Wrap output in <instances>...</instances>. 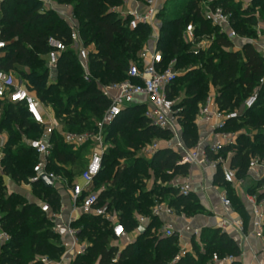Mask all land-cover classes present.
<instances>
[{
	"label": "trees",
	"instance_id": "trees-1",
	"mask_svg": "<svg viewBox=\"0 0 264 264\" xmlns=\"http://www.w3.org/2000/svg\"><path fill=\"white\" fill-rule=\"evenodd\" d=\"M55 1L71 7L78 22L83 45L93 48L88 57L91 80H84L76 54L67 49L61 54L56 64L55 82H47L50 75L44 58L49 50L47 40L49 37H55L68 44L69 29L62 17L53 10L41 9L40 3L36 0H4L0 3V38L6 43L0 56V71L7 74L12 71L17 72L26 82L25 87L35 93L39 102L50 106L56 118L62 116L64 125L72 132L78 133L90 130L92 125L88 117L84 116V109L99 120L109 105V101L96 86L95 78H98L102 84L125 79L130 60L137 61L135 56L142 48L144 40L148 38L150 27L139 24L136 28L129 29L130 18L122 19L111 10L112 7L120 5V0ZM165 3L166 0L157 13V19L161 16ZM189 6L185 20L189 17L200 20L196 1L192 0ZM210 6L211 9L220 7L224 13L229 14L230 23L238 20L236 10L240 9L239 4L231 3L229 0H218ZM183 22V18L179 17L164 19L158 29L157 48L162 52L165 62H168L166 55L168 48L172 54H177L179 51L176 41L178 35L175 33L179 31ZM245 22L251 26L254 25L251 18H247ZM213 28L217 30L214 32V41L222 56L215 63L208 58L205 62V72L209 75L211 85L216 89L215 103L221 111H233L239 102L242 101L243 104V101L252 94L253 87L257 86L258 101L253 107L244 111L248 113L264 102V59L249 42L243 43L240 50L229 49L233 46L232 40L220 33L218 27L213 26ZM201 30L202 32L207 30L205 23H202ZM241 34H243L242 31ZM181 55L182 53L178 55V61H181ZM202 55V52L197 54V56ZM261 79H263L262 82H260ZM176 81L177 79L171 86L170 98ZM206 88L207 83L202 79L190 82L187 90L195 95L192 99L185 101L188 107H183L177 113L184 124L181 138L185 147L189 149L198 143L192 105L205 95ZM2 104L9 108H19L7 116H0V133L10 122H13L16 128V132L9 135L3 147L2 175L9 176L13 181L29 184L33 190L42 192L44 203H47L52 211H58L60 197L55 189L46 187L42 181L35 183L28 181L38 161V155L30 147L29 141L38 136L30 137L26 145H20L12 151L16 134L35 130H40L42 133V128L30 119L22 106L0 100V105ZM144 111L145 108L142 105L129 106L106 127L108 142L111 141L112 147L104 153L101 171L94 180L93 189L101 190L100 203H106L108 208L117 214L125 233L138 231L137 216L146 217L148 222L141 232L138 231L132 242L119 250L109 245V238L112 240L115 238L111 227L104 219L92 214H82V217L74 221L72 226L74 227L83 218L85 222L77 228L76 237L78 239L86 237L91 242L85 251L78 254L70 264H91L92 260L97 261L98 264H208L213 255V253L209 254L211 249H215V253L219 256L233 255L235 260L230 264H241L238 260L240 248L236 240L218 227L203 228L199 234V243L195 240V236H192L191 252H184L183 256L178 252L176 234L166 237L156 232V224H159V221L151 214L154 200L151 197L168 193L171 196L168 205L173 209L185 210L188 216L189 211L198 210L201 206L192 193L180 194L170 185L162 186L158 191H155V187L141 188L144 185L137 180V175L144 171L140 166L142 160L132 157L133 153L130 149L118 147L117 138H121L128 147L135 148L138 144L137 140L145 141L151 137L163 139L170 135V131L155 127L144 115ZM256 116H247L248 118L244 119V114H239L237 118L227 121L225 130H230L235 122L238 123L243 119L248 126L264 128V110ZM254 139L256 143L251 141L247 134L241 133L236 136L233 143L219 148L221 153L225 154L229 151L233 153L230 167L235 170L237 177L245 175L252 158H258L264 165V133H257ZM50 142L52 148L47 169L65 181H67L65 175L69 176L67 182L71 185L74 180L70 176L69 168L76 161H82V157L75 145L64 141L60 131H54L51 134ZM256 148L259 151H256ZM204 152L208 160L217 155L208 147H205ZM28 154L33 161L30 167L22 169L13 161L18 156ZM125 158H129V163L119 166L118 161ZM180 158L181 156L170 148H158L143 165L151 169L162 182H168L177 175L188 174L190 166L188 163H182ZM105 159L109 169H114V172L109 180L106 176L103 178L105 181L108 180L103 189H95L96 181L103 174ZM220 174L218 170L216 176ZM257 186H264V175L258 180ZM14 198L19 196L14 193L6 194V187L0 179V224L9 236L6 242L0 244L1 264H43L38 258L34 259V256H47L55 261L58 260L63 251V245L48 241L57 237V233L53 230V223L36 203L24 202L18 207L12 203ZM257 199H264V189L258 194ZM240 214L243 217L246 215L242 205H240ZM24 239L27 246L21 253L20 247Z\"/></svg>",
	"mask_w": 264,
	"mask_h": 264
},
{
	"label": "built area",
	"instance_id": "built-area-1",
	"mask_svg": "<svg viewBox=\"0 0 264 264\" xmlns=\"http://www.w3.org/2000/svg\"><path fill=\"white\" fill-rule=\"evenodd\" d=\"M2 1L4 0H0V3ZM120 1V5L112 7L111 10L116 12L122 19L130 18L128 23L129 29H134L139 24H146L152 27L156 30L155 38L148 47L143 48L137 61L129 63L127 77L125 79L107 84L99 82L98 89L109 101V105L103 112L102 117L95 123L94 131H84L83 133L60 131L67 144L81 146L90 142L94 145L85 168L69 186L71 209L77 210L82 214H92L104 219L111 227L112 235L115 239H119L126 234L124 226L118 221L117 214L112 212L106 203H100L99 192L101 190L97 191L93 189L94 180L101 171L103 156L108 148V133L106 132V127L113 123L116 117L127 107L142 105L145 106L144 115L150 119L155 127L168 130L170 134H179V126L174 116V103L170 98L171 86L177 78V73L173 61L165 62L162 52L157 48L159 31L157 27V13L165 0ZM69 9L70 11L62 14L61 17L69 29L70 42L66 44L61 39L49 37L47 40L49 50L44 56L46 66L51 75L55 71L61 54L65 50L70 49L78 58L84 80L90 81L92 76L88 57L89 52L93 48L92 46L83 45L79 34L78 22L71 8ZM206 14L212 25L218 27L219 32L226 35L228 39L233 40L239 38L238 34L230 25L229 14L224 13L220 7L209 9ZM193 31L192 25L189 24L186 28V33L192 37ZM5 45L6 43L0 38V56ZM262 81L263 79L260 80V82ZM0 100L22 106L30 119L42 128V135L29 141L30 147L38 155V161L33 167V175L28 180L29 183L41 181L43 176H47L53 180V186L57 185V183L61 184L64 180L61 182L62 178L59 175L47 169V161L51 155L52 148L50 136L54 131L59 130V123L55 115L49 118L43 110V104L39 102L35 93L29 91L25 87L24 81L19 77L15 78L12 73L7 74L0 71ZM257 101L258 90L254 91L243 101L242 108L244 110L249 109ZM238 115L236 110L229 112L219 110L214 98L208 97L205 104L200 107L199 116L207 123L214 122L212 123V129L218 132V140L204 145L198 142L193 148L181 156L180 161L182 163H188L189 166L194 165L200 168L208 166L215 167V163L207 159L204 149L208 147L216 153L222 145L233 143L236 134L225 130V126L227 121L237 118ZM168 144L167 147L174 150L177 148L184 149L181 138L173 145L171 141ZM155 151L156 148H150L151 154ZM248 168L256 171L264 168V165L258 158H252L249 161ZM221 172L224 182L230 184L236 183L237 178L234 169L231 167H222ZM174 187L180 194L184 195L191 191V185L188 181L183 183L176 182ZM220 202L224 207L231 206L230 200L226 195L220 196ZM246 202L253 214V230H255L258 236H262L264 207L255 197H247ZM40 209L53 223V230H57L54 223L61 219L59 212L52 211L47 203H42ZM151 213L155 217H160L161 215L171 216L174 215V210L168 205L160 204L154 205ZM74 220L73 217H69L67 222L61 225L64 228L65 234L71 238L72 247L78 242L76 237L77 229L72 227ZM145 220L144 217L139 218V227L142 226ZM217 226L224 232H241L243 222L240 218L233 217L231 214H225L220 217ZM162 230L163 236L169 237L175 235L173 226L169 222H165L162 225ZM8 239V234L2 229L0 224V244H3ZM259 255L260 258H256L253 264H264V247L260 249ZM38 259L43 264H64L73 261L74 257L64 252L56 261L47 256H40ZM233 260H235L233 255L219 256L214 253L208 264H230Z\"/></svg>",
	"mask_w": 264,
	"mask_h": 264
},
{
	"label": "rangeland",
	"instance_id": "rangeland-1",
	"mask_svg": "<svg viewBox=\"0 0 264 264\" xmlns=\"http://www.w3.org/2000/svg\"><path fill=\"white\" fill-rule=\"evenodd\" d=\"M36 1H38L40 3L41 9L53 10L60 17L62 15V13H64L65 11H68L69 8H71L69 5L59 4L55 0H36ZM191 1L192 0H166L165 8H164V10L161 11V16L158 18V26H157L158 29H160V25L162 24V21L164 19H172V18H178L179 17V18H183V20H184V22L181 24L179 31L175 33L178 35V40H176L178 42L177 46L179 48L178 53L172 54L170 52V48H168V52L166 53L168 62L173 61L174 68H175V71L177 73V78H176L177 81L175 82V86H174V89L172 91L171 99L173 100V103H174V113H175L174 116L176 118L175 121H176L177 125L179 126V134H172L171 133L168 137L163 138V139H156L154 137H151L145 141H138L137 140L138 144L135 148L128 147L127 145L124 144V142L121 140V138H119V137L117 138L118 142L116 143V145L118 147H120L121 149H130V151H132V153H133L132 157L142 160V163L140 164V166L143 167L144 171L137 175V180L141 181L144 185L143 187H141L142 189H145V188L150 189V188L155 187V191H158V189L162 186L167 187L169 185L170 186L173 185V187H174V184L171 182L172 179L168 182H162L159 179V177H157L151 169L147 168L146 165L144 167L143 163H146L152 155L150 153V148L158 149L161 146L169 145L168 143L170 141L173 145L174 143L179 141V138H181V132H182V129L184 128V124L182 123V121H181L180 117L177 115V113L183 107H188L187 106L188 104L185 103V101H187L188 99H192L195 95L194 93L188 92V90H187L188 84L192 81H195L196 79H202L207 83L205 95L203 97L199 98L192 105V111L194 112V115H195L194 121L197 119V116L199 115L200 107L205 104L207 98L216 93V89L210 83L209 75H207L205 72V62L208 58H211L212 61L215 63L216 61L219 60V58L222 56V54H221L219 48H217L215 41H214V32H217V30L215 28H213V25H212L211 21L208 19L206 13L208 12L209 9L212 8L210 6L211 3L216 2L218 0H194V1H196V5H197V8H198V11L200 14V20L194 19L193 17H189L185 20V18L187 17V13L189 11V8H190L189 4ZM229 2L234 3V4H239V6H240V9L236 10V15L238 17V20L230 23L232 29L235 32L237 31L239 38L232 40L233 46H232V48H229V49L240 50L243 43L249 42L254 46V48L259 52V54L264 59V0H229ZM247 18H251L252 21L254 22V25L251 26V25L247 24L245 22V20ZM202 23H205V26L207 28V30L204 32H202V30H201ZM189 24H191L193 27V30H195V32L193 31L192 37H190L186 33V28ZM210 31H213V32L209 33ZM241 31L243 32V34H241ZM155 35H156V30L153 29L152 27H150L148 38L146 40H144L142 48L140 49L139 52H137V54L135 56V58L137 60H138L143 48L148 47L152 43V41L155 38ZM199 52H202L203 55L197 56V54ZM181 53H182L181 61H178L177 57ZM190 53H192V55H190ZM130 62H135V61L130 60ZM12 75L15 78H17V77L20 78L19 74L15 71L14 72L12 71ZM263 78H264V76H263ZM47 82L48 83H54L55 82L54 75H49ZM95 83H96V86L98 87L99 86L98 78H95ZM24 84H26V82H24ZM257 90H258V87L254 86L252 93L254 91H257ZM213 92H214V94H213ZM44 106L47 107L48 105H44ZM17 109H19V108H15V107L9 108L7 105L2 104V105H0V116L1 115L7 116L8 114L16 112ZM235 110L238 112V114H244V117H245L244 119H247L248 117H251V116L257 117L256 115H258L260 111L264 110V102L259 104L258 107L251 110L250 112L245 113L244 112L245 110L242 108V101H241L238 103V106L236 107ZM83 113H84V116L88 117V121L92 124L90 130H87V131H94L95 123L98 120L94 116H91L90 113L85 109H84ZM244 119L238 123L235 122L233 124V126L231 127V129L228 131H231L232 133H234L236 135L241 134V133L247 134L250 137L251 141L255 142L254 135H256L257 133H264V128H259V127L253 126V125L248 126L247 124L244 123V121H245ZM57 120L59 123V127H58L59 131L72 132V130H70L67 126L64 125L65 124L64 118L62 116L57 117ZM14 125L15 124L13 122H10L8 125H6L3 128L4 129L3 133L7 137L6 141L9 137V135L16 132V128ZM196 131H197V127H196ZM83 132L84 131H81L78 133H83ZM41 135H42V133L40 130H35V131L29 132V133H21V134L18 133V134H16V139L14 138V141H13L14 145L12 146V151L17 149L20 145H26L27 142L30 140V137H35V136L40 137ZM5 143H3L2 147L0 148V179L4 185L6 183H5L4 177H3L2 172H1V166H2L1 160L4 157L3 147H4ZM83 145H81V147L83 146L82 148H79L80 147L79 145H75L77 148V151L80 153V156L82 157V161L81 160L76 161L75 164L71 168H69L70 176L72 177V180H76V178L83 171V169L86 166L88 157L91 154L92 149L94 147V145L91 144L90 142H87ZM111 147H112V143H111V141H109L107 150ZM107 150H106V152H107ZM256 151H259V149L256 148ZM218 156H220L223 160L226 159V155L224 153H222V154L218 153ZM13 161H15L17 163V165L22 169H24L26 167H30L33 165V161L30 160L29 154L27 156H18L17 158H14ZM118 162H119V166H122L124 163L125 164L129 163V158L128 159H126V158L120 159ZM113 172H114V169H109L108 162L106 160L104 162V166H103V174L99 178V180L96 181L95 189H103L106 186V182L112 176ZM246 172L247 173L249 172V177H248V179H246L247 177H244V175H243V178L246 182L243 186V187H245L244 192L250 196L257 197L258 194L262 191V189H264V186H262V187L257 186V184H258V178H257L258 173L255 174V172L253 170L252 171L249 170V168L247 169ZM105 176L108 179L106 181L103 180V178ZM69 178H70L69 176L66 177V175H65V179L67 181ZM236 178H237L236 179V183H237L241 179V177L236 176ZM63 180L64 179L62 178L61 182ZM67 181H66V186L69 187L70 183ZM63 182H65V181H63ZM14 183L16 185V187L14 189L9 188L8 186L5 185L6 194H8L9 190H14L15 191L14 194L19 196V198H14L12 200V203L14 205H17L18 207H20L24 202L25 203L36 202V204L38 206H40L42 203L45 202L44 195L42 192L40 193L37 190H33L31 187V189H32L31 194H28L27 192H25V189L28 188L25 185H28V184L23 183V182H16V181H14ZM223 187L227 190L226 195L230 200L232 209L236 212H240L239 200H238L237 196L233 194L231 184L223 185ZM28 190H29V188H28ZM151 199H154L153 204H152V207H153L154 205H160V204L166 205V204H168V201L171 199V196L168 193H164L160 196H153V197H151ZM174 211H175L176 215H180L181 213H183L185 216H188V215H186L187 212L185 210L183 211L179 208L178 209L175 208ZM188 214H189V216H195V215H202V214H207V213L204 212V210L202 208H200L198 210L189 211ZM84 222H85V220L83 218H81V221L76 223L74 227L77 229ZM156 232H160L163 235L162 227L158 223L156 224ZM56 233H57V237L54 239L48 240V241L52 244L63 245L62 243H63V241L65 242V239H62L60 233H58V232H56ZM29 235H30V233L28 234V236ZM24 241H25V239L23 240V243L20 247L21 253H23V250H24L23 248H25L27 246V243H25ZM196 241L199 243L198 238L196 239ZM78 242L81 244L85 243L88 246V245H90L91 240L87 239L86 237H83L81 239H78ZM109 245H113V246L117 247L118 249H120L123 246L121 244L120 240H114V239L112 240L110 238H109ZM178 248H179V250H178L179 254L181 256H183L184 255L183 252H186L185 251L186 248H182L181 246H178ZM189 249L190 250L188 252H191L190 246H189ZM64 251H65V247L63 246V251H62L61 255L64 253ZM215 252H216L215 249H211L209 251V254H212V253L214 254ZM34 257H35L34 259L38 258V256H34ZM52 260H54V259H52ZM90 263L91 264H97V261L92 260ZM0 264H1V262H0Z\"/></svg>",
	"mask_w": 264,
	"mask_h": 264
},
{
	"label": "crops",
	"instance_id": "crops-1",
	"mask_svg": "<svg viewBox=\"0 0 264 264\" xmlns=\"http://www.w3.org/2000/svg\"><path fill=\"white\" fill-rule=\"evenodd\" d=\"M69 11L70 9L68 11H65L64 13L69 12ZM51 75L55 76V71H53ZM210 97L214 98L215 100V94ZM42 107H43L44 112L48 115L49 118H51L54 115V111L50 106L46 107L42 105ZM212 123L214 122L207 123L203 121L199 115L197 116V119L195 120V124H196L195 126L197 127V135H198L199 143L204 145L206 143H211V142L218 140V136H217L218 132L212 129ZM56 131H59V130H56ZM3 132L0 133V148L2 147L3 143L6 142V138H7ZM159 148H169V147H167L166 145V146H161ZM190 149L186 148L184 145V149L177 148L175 150L174 149L172 150H174L180 156H182ZM218 153H221V152L219 151L216 152L217 155L213 159L209 160L210 162L215 163L216 165L215 167L208 166L205 168H200V167L191 165L189 167V171L187 175L185 176L177 175L173 177L171 180L173 184H175L176 182H179V183H183L186 181L190 182V185H191L190 193L196 196L198 204L207 214L195 215V216H185L183 213H181L180 215H176L174 211V215H171V216L161 215L160 217H156V218L158 219L159 225H161V227L165 222H169L172 224L174 232L177 235V244L178 246H181L182 248H186L185 249L186 252L190 250L189 246L191 248V244H190L191 237L195 236V240L197 238L199 239V234L203 228H217L218 227L217 224L221 216L225 214H231L233 217L240 218L243 222L242 231L241 232H227V233L230 234L236 240L240 248V255L238 256V260L241 261V263L243 264H253L256 258L257 259L260 258V255H259L260 249L264 247V235L262 234V236H258L255 233V230H253V225H252L253 214H252L250 207L248 206L246 202L247 197H254V196H250L244 192L245 187L243 186L246 182L244 178L241 177V179L236 184L234 183L231 184V188H232L233 194L237 196L240 202V205H242L246 215L243 217L240 214V212L234 211L231 206L224 207L221 204L220 196L227 194V190L223 187V185L230 184V183L224 182L223 177H222L221 168L230 167V160L232 158L233 153L231 151L225 153L226 155L225 160H223L220 156H218ZM218 170H220L221 174L220 176L217 177L216 172ZM254 172L255 174L258 173L257 178L259 180L264 175V168L258 169ZM3 177L5 180L6 186H8L9 188H13V189L16 187L14 181L9 176L3 175ZM244 177H247L246 179H248L249 172L248 173L246 172ZM25 186L29 188V190L28 188H26L25 192H27L28 194H31V190H32L31 185L28 184ZM171 186L173 187V185ZM52 187L55 189V191L59 194V197H60V206L57 212H59L61 219L57 220L56 223H54V226L57 228V230L55 231L61 234L62 239H65V242L63 241L62 243L63 246L65 247L64 252H67L69 255H71V257L73 255V257L75 258L78 254H81L85 251L87 245L85 243L81 244L77 242V244L72 247V240L69 236L65 234L64 228L61 225L66 223L69 217H73L75 219L74 221H76L82 215V213H80L77 210L71 209L70 192H69V187L66 186V182H63L61 184L57 183V185H54V186L52 185ZM55 187L57 188V190ZM11 193H15V191L9 190L8 194H11ZM255 198L264 207V201H263L264 199L258 200L257 197ZM140 217L142 216H137V220H139ZM145 219L146 220L142 224L141 227H144L147 224L148 219L147 218ZM137 233H138L137 230L132 231L128 234L126 233L119 239H114V240H120L121 244L123 245L119 250H121L129 242H132L136 238ZM70 263L66 262L64 264H70Z\"/></svg>",
	"mask_w": 264,
	"mask_h": 264
},
{
	"label": "water",
	"instance_id": "water-1",
	"mask_svg": "<svg viewBox=\"0 0 264 264\" xmlns=\"http://www.w3.org/2000/svg\"><path fill=\"white\" fill-rule=\"evenodd\" d=\"M41 181H42V183H43L46 187H48V188H51L52 185H53V180H52L51 178L47 177V176H43V177L41 178ZM142 230H143V227L140 226V227L138 228V231L141 232Z\"/></svg>",
	"mask_w": 264,
	"mask_h": 264
}]
</instances>
